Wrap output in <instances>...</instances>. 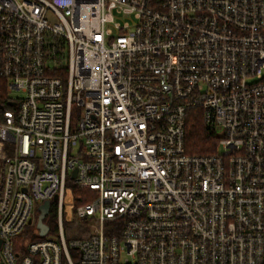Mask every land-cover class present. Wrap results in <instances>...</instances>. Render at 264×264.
Segmentation results:
<instances>
[{"label":"built area","instance_id":"1","mask_svg":"<svg viewBox=\"0 0 264 264\" xmlns=\"http://www.w3.org/2000/svg\"><path fill=\"white\" fill-rule=\"evenodd\" d=\"M0 77V264H264V0H0Z\"/></svg>","mask_w":264,"mask_h":264},{"label":"trees","instance_id":"2","mask_svg":"<svg viewBox=\"0 0 264 264\" xmlns=\"http://www.w3.org/2000/svg\"><path fill=\"white\" fill-rule=\"evenodd\" d=\"M9 108L7 102L6 81L0 77V108ZM219 136L203 118L200 109H192L188 112L186 128V151L189 154H211L217 151ZM92 190L83 188H74L76 203H85L90 201L88 192ZM91 194V193H90ZM36 238V236H35Z\"/></svg>","mask_w":264,"mask_h":264},{"label":"water","instance_id":"3","mask_svg":"<svg viewBox=\"0 0 264 264\" xmlns=\"http://www.w3.org/2000/svg\"><path fill=\"white\" fill-rule=\"evenodd\" d=\"M76 172H77V170L75 169L74 174L72 175V178L75 177ZM48 208H49V203L48 202H46L42 206H40L41 214H40V217H39L38 226L40 228H42V233H45V231L47 230V227L43 224L42 220L45 217V215L47 214Z\"/></svg>","mask_w":264,"mask_h":264},{"label":"rangeland","instance_id":"4","mask_svg":"<svg viewBox=\"0 0 264 264\" xmlns=\"http://www.w3.org/2000/svg\"><path fill=\"white\" fill-rule=\"evenodd\" d=\"M129 20V19H127ZM131 22H133L131 19H130ZM17 95V93H12V96L15 97ZM1 163H0V180L2 179V176H1ZM36 212V211H35ZM54 215L51 213L50 215H48L47 217L44 218V221H47L49 225H53L54 224ZM38 221V216L35 215L34 216V224Z\"/></svg>","mask_w":264,"mask_h":264}]
</instances>
